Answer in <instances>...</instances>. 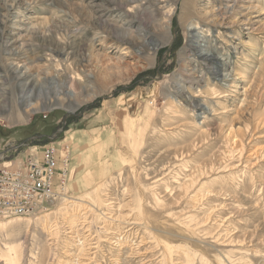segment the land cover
<instances>
[{"label": "rangeland", "instance_id": "374dc122", "mask_svg": "<svg viewBox=\"0 0 264 264\" xmlns=\"http://www.w3.org/2000/svg\"><path fill=\"white\" fill-rule=\"evenodd\" d=\"M220 1L0 0V168L20 167L54 144L70 157L62 197L85 205L96 187L114 193L126 170L122 140L152 116L158 135L147 137L145 160L130 164L137 178L149 185L155 179L144 175L180 153L188 164L175 183L157 177L161 206L149 219L206 264H264V0H240L224 17ZM203 163L208 175L179 189ZM197 190L206 195L193 211ZM61 199L0 220L1 260L17 243L18 264L70 259L61 253ZM99 223L93 218V230ZM45 225L55 230L53 247ZM176 254L170 263L152 249L143 264H187Z\"/></svg>", "mask_w": 264, "mask_h": 264}, {"label": "bare ground", "instance_id": "6f19581e", "mask_svg": "<svg viewBox=\"0 0 264 264\" xmlns=\"http://www.w3.org/2000/svg\"><path fill=\"white\" fill-rule=\"evenodd\" d=\"M239 3L240 0H221L220 4L217 6L218 15L217 14L216 15L217 16L220 15V17L221 16L224 17L226 15L233 13L238 8ZM207 15L210 16L213 14L205 13V16ZM221 98L222 96L220 97L218 96V99ZM169 108L170 105L167 110L168 113L171 114ZM174 108L176 107L174 106ZM173 112L178 113L176 110ZM122 113H123L122 110L119 111V114ZM150 117L152 116H149L145 119L143 118L145 121L144 124L136 125L137 131L131 129V126L126 124L130 128L129 129L130 136L127 141L122 140V145L124 144L127 145L126 151L128 152L129 155L128 154L126 156L124 155L125 159L122 161V166L126 167V170L123 173H121L122 171L118 172L115 182L116 184H114L115 188L114 190H112L114 191L113 194H109L107 189L108 186L107 184H104L101 188L96 187L92 190V192H90V194L89 193L86 194L87 201L85 202V205H83L82 202L79 203L76 202L75 200L67 202L68 199L62 197L61 201L65 200V203H61V204H63L64 206L62 207V209H65L64 215L66 217L64 218V221H61L62 222L61 229L64 230L63 232L67 239V245L65 246L66 248H63V251L61 253L63 254L64 258L66 257L70 258L67 262H65V264H70V263L94 264L97 262V260L98 262L96 264H100V262L107 264L108 261L111 264H143L145 259L150 255L152 249H156L159 251V257L161 258V260L167 258L170 259V263L173 262V260H171L172 254L178 253L176 255H179L178 257L180 258L182 257L187 264H206L205 261L206 258L204 259L200 255H197L196 253L197 251L194 250V248H191L189 245L181 244V243L175 245L167 242L166 241L167 239H165L167 238L165 232L160 231L158 227L152 222V220L149 219V218L152 219L154 217L153 216L154 209H157L158 207L161 206L160 199L162 197H159L160 193L157 192L159 191V189H157V186L160 185L159 183L161 182V179L157 177H159L160 175H162L163 177L164 175V177L167 178V181L175 183L173 179L178 178L177 169L179 168L182 169L183 167H187L188 164L187 160L183 159V157L186 156V154L184 155L183 153H180L179 156L177 155L174 156L172 162L169 161L163 164V166L159 167L157 171H153L155 169L153 167L154 168L152 169L153 174L149 175V172L147 171L148 174L144 175V177L147 178L151 176L152 178L155 179V180L153 179L154 181L149 185L144 184L143 181H141V179L137 178V175H135L136 171L130 164H132L133 162H137L139 160H143V159L145 160L144 155L143 154L141 155V152L142 149H144L145 146L147 145L146 143L147 140L149 139L147 137H149V135H152L150 136L151 137L150 139H153L152 137H156L158 135L157 129L155 130L153 127H151L153 117L152 118ZM117 122H118L117 125L118 128L124 127L125 126L124 123H126V121L123 120H118ZM119 132H123V131L119 130ZM226 137L227 140L229 141L230 137H232V133L229 132ZM154 140L158 146L159 143L158 139L154 138ZM50 145H53L55 147L54 144H50ZM47 146L43 148L40 157L34 159L41 160L43 156V151ZM193 147H195V145H193ZM100 148L103 149L102 146ZM55 152L56 154H54L53 156V159H55V170H62V169L66 170V179H65V186H66L69 178V174H68L69 164L65 163L66 161L65 158L69 155L67 152L64 153L63 155H60L57 149ZM238 154L240 158L242 156V150H240ZM147 161L149 162L150 165L151 159ZM155 161L156 159L153 160V162ZM25 163L17 168L2 167L0 168V170L3 168L11 169V170L22 169ZM199 165L200 166L198 167L195 166L196 168L188 172L189 174L187 176L183 177L182 182H180L178 185L179 189L186 188L188 182H190L193 178L196 179L208 175L207 170L205 171V164L203 163ZM134 167H136V165ZM218 168L219 167H217L216 169ZM183 171L187 172L185 169H183ZM122 177L123 178L125 177L124 178L125 183L121 182ZM204 183L205 182H203L201 185L203 186ZM161 184L164 185V183ZM120 187L123 188V190L120 191L121 199H117L119 192L116 188H120ZM201 189L203 188L201 187ZM165 190H169L168 187H166ZM53 192L55 193L54 190ZM170 193H172V190ZM201 193L206 195V192L203 193V191L199 192L197 190L193 192V194L190 197L191 208L193 211H195L196 209L198 210L199 206H202L203 204L202 198H204V195H202ZM208 193L209 192H207V194ZM150 194L152 195V202L154 203H151V201L147 197V195ZM112 195H114L115 197L109 199V197ZM53 202H49V203L47 202V204H43L42 208H45L44 211L46 210V207H48V205H50ZM70 203L73 204L72 206L73 208L71 210L68 209V204ZM87 214L88 216H86ZM88 217H92L91 221H88L87 219ZM95 217H99L100 223L98 226L99 228L93 230L92 223H93V218ZM54 226H57V224ZM42 229H43L42 231H44V233H46L47 236H49V238L47 239V241L49 242L48 243L49 246L51 247L55 246V241L57 237L55 233H53L55 230L52 228V226L45 225L44 228ZM227 231L229 230L227 229ZM104 244L106 245L103 246ZM19 246H21V244L17 243L15 247L14 246L10 247L7 251V254L3 256L4 260H1L2 257H0V264H18V254H16L15 250H17Z\"/></svg>", "mask_w": 264, "mask_h": 264}, {"label": "built area", "instance_id": "2783aa9c", "mask_svg": "<svg viewBox=\"0 0 264 264\" xmlns=\"http://www.w3.org/2000/svg\"><path fill=\"white\" fill-rule=\"evenodd\" d=\"M55 151L48 145L41 160L28 159L22 169L0 170V220L30 216L44 211L43 204L61 199L66 170H55ZM69 159L67 156L65 163L69 164Z\"/></svg>", "mask_w": 264, "mask_h": 264}, {"label": "crops", "instance_id": "0c3cea01", "mask_svg": "<svg viewBox=\"0 0 264 264\" xmlns=\"http://www.w3.org/2000/svg\"><path fill=\"white\" fill-rule=\"evenodd\" d=\"M70 178H71V175H70Z\"/></svg>", "mask_w": 264, "mask_h": 264}]
</instances>
